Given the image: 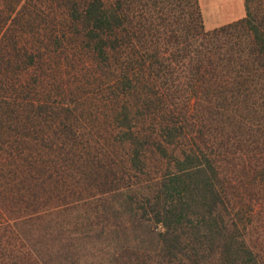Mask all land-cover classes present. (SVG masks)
<instances>
[{
    "label": "trees",
    "instance_id": "trees-1",
    "mask_svg": "<svg viewBox=\"0 0 264 264\" xmlns=\"http://www.w3.org/2000/svg\"><path fill=\"white\" fill-rule=\"evenodd\" d=\"M185 1H1L0 227L22 247L9 264L66 262L23 244L16 209L72 210L64 251L89 264H258L264 0L212 28Z\"/></svg>",
    "mask_w": 264,
    "mask_h": 264
},
{
    "label": "rangeland",
    "instance_id": "rangeland-1",
    "mask_svg": "<svg viewBox=\"0 0 264 264\" xmlns=\"http://www.w3.org/2000/svg\"><path fill=\"white\" fill-rule=\"evenodd\" d=\"M0 0V4H1ZM205 9V13L208 17L214 12V7L210 4V0H201ZM178 3L181 4L182 8L186 7L185 0H178ZM202 18V17H201ZM210 18V17H209ZM204 26V25H203ZM262 198H264V192L262 194ZM19 209L14 210L12 213L8 212V216L15 217L13 223V227L16 228V231L19 230L23 239L21 241L23 244L26 242L33 249H40L49 255H53L58 257V253H63L66 255L65 264H89V255L84 249H76L72 250L70 256L66 254L64 245L73 244L72 233L70 234L71 224L70 219L72 214L74 213L72 210H63L59 214H52L46 217V221H42L44 218L33 219L32 217H16L18 214H21ZM18 212V213H17ZM261 227H260V249L256 258L258 260V264H264V199L262 200V217H261ZM131 236H127L128 238ZM74 237V236H73ZM25 243V244H26ZM22 250L21 243L14 235V229H11L7 226L0 227V258L5 260L6 264H9L11 260H16L20 255ZM64 251V252H63ZM81 254V255H80ZM81 258L84 262L81 261ZM214 259V258H213ZM241 262L240 264H251L250 261L245 260V257L239 258ZM56 260V259H55ZM54 262V260H53ZM56 262H58L56 260ZM210 262V264H212ZM59 264V263H58ZM209 264V263H208Z\"/></svg>",
    "mask_w": 264,
    "mask_h": 264
},
{
    "label": "crops",
    "instance_id": "crops-1",
    "mask_svg": "<svg viewBox=\"0 0 264 264\" xmlns=\"http://www.w3.org/2000/svg\"><path fill=\"white\" fill-rule=\"evenodd\" d=\"M197 1L205 28H212L244 15L243 0H210V4L214 7L212 13L214 16L212 17L209 14L207 17L202 1Z\"/></svg>",
    "mask_w": 264,
    "mask_h": 264
}]
</instances>
